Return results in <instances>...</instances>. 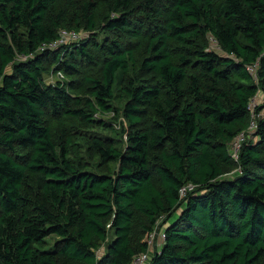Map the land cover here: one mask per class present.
<instances>
[{"label": "trees", "instance_id": "obj_1", "mask_svg": "<svg viewBox=\"0 0 264 264\" xmlns=\"http://www.w3.org/2000/svg\"><path fill=\"white\" fill-rule=\"evenodd\" d=\"M262 112L264 0H0V264H264Z\"/></svg>", "mask_w": 264, "mask_h": 264}, {"label": "rangeland", "instance_id": "obj_2", "mask_svg": "<svg viewBox=\"0 0 264 264\" xmlns=\"http://www.w3.org/2000/svg\"><path fill=\"white\" fill-rule=\"evenodd\" d=\"M100 14H103V10L100 9L99 10ZM77 36V40H83L88 36V32L81 29L78 33ZM65 43L62 44L66 45L71 43V40H65ZM207 47L210 50H213L217 53H220L218 51V49L215 47V45L213 44V42L211 41V39H207ZM93 71V70H91ZM68 81V78L66 76H64V74H62L61 71L57 70L55 66L50 68V72L47 76H45V82L47 84H55L56 82H65ZM262 101V97L259 95L257 97H255L252 102H251V110L253 111L255 108L256 103H259ZM115 105L119 108L122 107V104H119L118 101L115 102ZM254 112V111H253ZM261 114H264V112H262ZM95 117H99L102 120H106V121H110L113 124V128L112 131L107 130L103 127L100 126H94V125H80V124H76L74 122H68V134L70 135L71 139H72V147L70 148V158L74 161V163H81V164H94L97 161V158L92 157L89 151V148H87V138L89 137V135L91 133L97 134L99 136H108V137H117L115 135V133L120 132L121 129H126L127 126L126 124L123 122L121 115L119 117H114L113 114H104L99 116L98 113L95 114ZM251 127V126H250ZM248 127V128H250ZM251 129L247 130V131H251ZM252 132H246V134L244 135V137H242L243 139L249 138L251 136ZM240 142L239 139H237L234 142H231V144L229 145V151L231 153V155H234L235 153V145H238ZM234 172V171H233ZM233 172L228 173L227 177H229V175H231ZM188 193V192H187ZM186 193V194H187ZM181 195V200L185 197V195ZM180 210H177L173 216L174 217L179 213ZM172 220V218L170 219ZM170 220H166L165 217L161 218L158 223L156 224V226L154 227V231H153V237L149 238V247H148V254L149 256L153 255L154 252L156 250L159 249L160 245L163 243L162 239H161V232L163 231V228L165 225H167V223L170 222ZM151 239V240H150Z\"/></svg>", "mask_w": 264, "mask_h": 264}, {"label": "built area", "instance_id": "obj_3", "mask_svg": "<svg viewBox=\"0 0 264 264\" xmlns=\"http://www.w3.org/2000/svg\"><path fill=\"white\" fill-rule=\"evenodd\" d=\"M77 36H78V34L77 33H75V32H65V31H61L60 32V34H59V39L57 40V41H55V42H52V43H50V44H48V45H45V46H43V47H41V50H44V49H46V50H54V49H56V48H58L59 46H61L62 44H64L65 42V40H71V42H77L78 40H77ZM250 128L249 129H253L254 128V124L251 122L250 123ZM244 133H241V134H239L232 142H234V141H236L237 139H239L240 140V142H239V144L238 145H235V153H234V155H231V153H230V156H231V158L233 159V160H237V158H238V151H239V148H240V146H241V143L243 142V138L242 137H244ZM230 152V151H229ZM195 189V187L193 186V185H191V184H187V185H185L184 187H182L181 188V190H180V198H181V195H184V194H186L187 192H191V191H193ZM154 231V230H153ZM153 233V232H152ZM150 234L149 235V238H152L153 237V234ZM161 239H162V241L164 240V232L162 231L161 232ZM151 240V239H150ZM148 247H149V239H148ZM149 254H148V252L146 253V254H143V255H140V256H138V257H136V258H134L132 261H131V263L130 264H148L149 263Z\"/></svg>", "mask_w": 264, "mask_h": 264}]
</instances>
